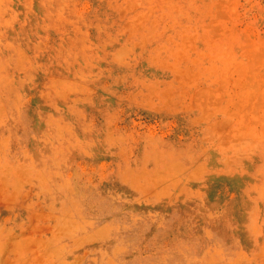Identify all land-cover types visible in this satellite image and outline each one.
I'll list each match as a JSON object with an SVG mask.
<instances>
[{
  "label": "rangeland",
  "instance_id": "374dc122",
  "mask_svg": "<svg viewBox=\"0 0 264 264\" xmlns=\"http://www.w3.org/2000/svg\"><path fill=\"white\" fill-rule=\"evenodd\" d=\"M0 264H264V0H0Z\"/></svg>",
  "mask_w": 264,
  "mask_h": 264
}]
</instances>
